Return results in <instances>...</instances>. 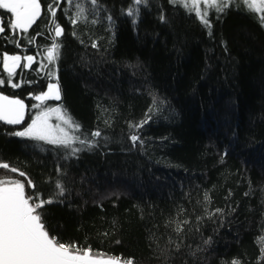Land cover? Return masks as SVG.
<instances>
[{"label":"trees","instance_id":"trees-1","mask_svg":"<svg viewBox=\"0 0 264 264\" xmlns=\"http://www.w3.org/2000/svg\"><path fill=\"white\" fill-rule=\"evenodd\" d=\"M81 1L50 0L56 17L49 10L48 24L6 29L0 54L35 57L19 91L56 82L86 143L72 153L14 135L33 107L21 124L0 121V163L18 170L0 167V179L52 199L51 234L94 253L134 264H264L260 14L227 0L221 12L209 8V28L183 0H96L80 12ZM53 42L58 58L44 65Z\"/></svg>","mask_w":264,"mask_h":264},{"label":"snow or ice","instance_id":"snow-or-ice-1","mask_svg":"<svg viewBox=\"0 0 264 264\" xmlns=\"http://www.w3.org/2000/svg\"><path fill=\"white\" fill-rule=\"evenodd\" d=\"M96 0H93L95 3ZM142 0H135L140 4ZM175 2V0H174ZM55 3V0H54ZM248 10L260 13L261 23L264 24V0H243ZM201 4L204 11L201 10ZM228 6L227 0H185L184 7L194 11L206 27H211L208 17V8H215L221 12ZM0 9H6L11 13V29H20L27 32L41 15L40 0H0ZM53 18L56 17V9L49 5ZM83 12V9H80ZM132 10H129V15ZM78 18L80 13L77 14ZM55 36L60 37L63 29L53 19ZM77 20L73 19L72 23ZM5 32V27L0 26V33ZM93 47H96L94 44ZM59 55V45L53 42L47 50V59L54 62ZM29 67L33 62L32 56L24 58ZM21 57L17 55H4L3 64L9 76L15 74V69L20 66ZM50 75L54 76V73ZM4 83V81H0ZM13 87H19L13 84ZM40 103L33 107H40L49 99L61 100V90L57 83H50L48 90L34 97ZM25 105L19 99H10L0 95V121L10 125H18L24 120ZM55 113L59 123H50L51 115ZM80 124L75 121L66 111L60 107L47 108L39 112L31 123L22 131L14 133L16 136L29 137L35 140L45 141L49 144L63 146L71 149L72 153L82 149L72 147L73 142L85 144L86 139L75 135L80 131ZM101 133L95 131L92 136L99 137ZM133 141L137 136H131ZM91 146V142H88ZM0 167L17 172L16 168H10L7 163H0ZM25 176L24 172H19ZM27 185L35 187L28 179ZM58 195L65 192L64 186L57 181ZM52 199H42L39 193H26L25 183L15 179H0V264H134L131 258H121L105 253H94L90 247L81 248L75 242H64L51 234V229L44 220V206L51 204ZM264 243V237L260 238ZM264 258V248H262ZM233 264H239L234 260Z\"/></svg>","mask_w":264,"mask_h":264},{"label":"flooded vegetation","instance_id":"flooded-vegetation-1","mask_svg":"<svg viewBox=\"0 0 264 264\" xmlns=\"http://www.w3.org/2000/svg\"><path fill=\"white\" fill-rule=\"evenodd\" d=\"M40 3H41V15L37 19V21L29 29L33 28V26L38 27L39 25H41L43 23H46V24L49 23L47 21H49V16H50V12H49L50 0H40ZM62 18H63L62 19L63 21L66 19L65 16H62ZM11 19H12L11 13H9L6 9H0V26H4L5 30L7 29L9 31L10 35L11 34L12 35L18 34V32L21 33L22 30H20V29H11L10 28ZM2 38H3L2 33H0V42H1ZM4 55H9V56L17 55V56L21 57L20 66L15 69V74L10 77L11 81L7 80V78H9V77H7L8 76L7 74H9V73L6 72L5 68H4V64H3ZM27 56H32L33 62L35 61V57L33 55L22 54V53H19L18 51L11 52V53L1 52V54H0V81H4V83H0V95L7 96L10 99L21 100L23 102V104L25 105L24 116H26L30 113V110L34 106L33 104L40 103V102H37L35 100L34 96L37 93H44L46 90V86H47V84H46L43 87L42 91L41 90L27 91L26 93H24V95L19 91L20 90L19 87H13L12 86L13 83H10V82H15V84L19 85L20 83H18V82H19L20 77H22L26 73V71L29 72V69H30L32 64L29 67H24V65L27 64V61L24 58ZM27 100L29 102H27ZM47 101H50V100H47ZM1 122L6 123L4 121H1Z\"/></svg>","mask_w":264,"mask_h":264},{"label":"rangeland","instance_id":"rangeland-1","mask_svg":"<svg viewBox=\"0 0 264 264\" xmlns=\"http://www.w3.org/2000/svg\"><path fill=\"white\" fill-rule=\"evenodd\" d=\"M184 2H185V0H183ZM86 2V3H85ZM88 3H91V4H94L92 1H86V0H82L81 1V5L78 7L79 8V11H80V9H83V11H84V9L85 8H87L88 7ZM84 6H85V8H84ZM94 6H95V4H94ZM93 6V7H94ZM201 10L202 11H204L205 9H204V6H203V4H201ZM209 10V8L207 9V11ZM78 11V12H79ZM260 14V13H259ZM261 15V14H260ZM44 59V65L45 64H47L48 62H49V60L47 59V55H45V58H43ZM45 68V67H44ZM6 71V70H5ZM37 71L39 72L40 70L37 68ZM7 72V71H6ZM40 74V73H39ZM8 76L7 77H9V81H11L10 80V76H9V74H7ZM10 83H13V84H15V82H10ZM18 83H20V81L18 82ZM46 91V90H45ZM37 101V100H36ZM50 101H52V100H50ZM37 102H39V101H37ZM37 104H39V103H36V104H33V105H37ZM55 107H60L61 108V106H60V104L59 103H57L56 101L54 102V101H52L51 103L50 102H45V103H43L40 107H36L37 108V112L33 115V117H31V119L26 123V125L23 127V128H21L20 130H17V131H22L24 128H26L30 123H31V121H32V119H34L35 118V116L39 113V112H41V111H43V110H45V109H47V108H55ZM25 117V116H24ZM50 123L51 124H53V125H55V124H57V123H59V121L57 120V118H56V114L55 113H53L52 115H51V117H50ZM16 131V132H17Z\"/></svg>","mask_w":264,"mask_h":264},{"label":"water","instance_id":"water-1","mask_svg":"<svg viewBox=\"0 0 264 264\" xmlns=\"http://www.w3.org/2000/svg\"><path fill=\"white\" fill-rule=\"evenodd\" d=\"M50 83H56V82H50ZM50 83L47 84V86H46V91L48 90V85H49ZM46 91H45V92H46ZM40 94H42V93H37V94H35V96L40 95ZM35 96H34V97H35ZM49 100H52V101H54V102H55V101L58 102L57 100H54V99H49ZM59 101H60V100H59Z\"/></svg>","mask_w":264,"mask_h":264}]
</instances>
